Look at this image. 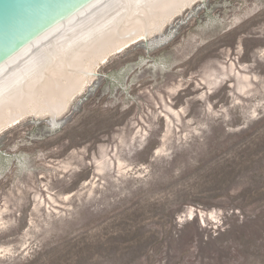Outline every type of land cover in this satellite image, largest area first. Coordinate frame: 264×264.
Wrapping results in <instances>:
<instances>
[{
	"label": "rangeland",
	"instance_id": "rangeland-1",
	"mask_svg": "<svg viewBox=\"0 0 264 264\" xmlns=\"http://www.w3.org/2000/svg\"><path fill=\"white\" fill-rule=\"evenodd\" d=\"M0 264H264V0H200L1 131Z\"/></svg>",
	"mask_w": 264,
	"mask_h": 264
},
{
	"label": "water",
	"instance_id": "water-1",
	"mask_svg": "<svg viewBox=\"0 0 264 264\" xmlns=\"http://www.w3.org/2000/svg\"><path fill=\"white\" fill-rule=\"evenodd\" d=\"M197 0H0V132L59 116L98 64Z\"/></svg>",
	"mask_w": 264,
	"mask_h": 264
},
{
	"label": "bare ground",
	"instance_id": "bare-ground-1",
	"mask_svg": "<svg viewBox=\"0 0 264 264\" xmlns=\"http://www.w3.org/2000/svg\"><path fill=\"white\" fill-rule=\"evenodd\" d=\"M198 1H200V0H197V1H195L194 3H192L189 7H191V6H193L194 4H196ZM189 7H187V8H189ZM186 8V9H187ZM184 12V11H183ZM183 12H181L179 15H181ZM179 15H177V16H179ZM176 16V17H177ZM175 17V18H176ZM174 19V18H173ZM172 19V20H173ZM172 20H170V21H172ZM169 21V22H170ZM168 22V23H169ZM165 26V25H164ZM164 26L160 29V30H158V31H155V32H152V33H149V34H146V35H144L143 37H141V38H139V39H137V40H135L134 42H132L131 44H129L128 46H126L125 48H127V47H130L133 43H136V42H140V41H142L143 39H146L147 37H149L151 34H153V33H156V32H161L162 31V29L164 28ZM125 48H123L122 50H124ZM121 51V50H120ZM107 60V59H106ZM105 60V61H106ZM105 61H103V62H105ZM102 62V63H103ZM101 64V63H100ZM100 64H98L97 65V67L100 65ZM96 67V68H97ZM95 68V69H96ZM94 69V70H95ZM94 72V71H93ZM92 72V73H93ZM92 73H91V75H92ZM90 75V76H91ZM90 76L88 77V79L84 82V84L81 86V88L77 91V92H75L71 97H70V99L68 100V102H67V104H66V110L64 111V113H62L61 115H59V116H55V117H49V116H35V117H49V118H51L53 121H56L58 118H60V117H62L66 112H67V110H68V108H69V105L71 104V102L73 101V100H75V98L76 97H78L79 95H81L84 91H85V89H86V86H87V84H88V82H89V79H90ZM28 116H33V115H26L24 118H22V119H25L26 117H28ZM21 119V120H22ZM20 120V121H21ZM20 121H18L17 123H19ZM17 123H15V124H17ZM14 125V124H13ZM12 126V125H11Z\"/></svg>",
	"mask_w": 264,
	"mask_h": 264
}]
</instances>
